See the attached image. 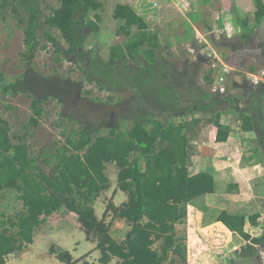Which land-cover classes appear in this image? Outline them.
Instances as JSON below:
<instances>
[{
	"label": "trees",
	"instance_id": "16d2710c",
	"mask_svg": "<svg viewBox=\"0 0 264 264\" xmlns=\"http://www.w3.org/2000/svg\"><path fill=\"white\" fill-rule=\"evenodd\" d=\"M56 2L52 7L47 0H0V24L12 20L21 31L20 58L25 65L30 66L37 52L50 44L55 63L67 59L81 73L73 79L30 67L10 82L0 73V198L2 191H14L22 203L19 214L7 218L0 214V264L32 244L34 230L63 207L77 216L86 237L96 238L101 264L112 259L118 264H174L171 256L186 263L190 250L176 238L175 225L187 216L189 203L214 192L210 173L189 172L192 143L203 136L210 143L227 142L231 127L221 123V107L230 103L241 129L254 133L255 148H263L264 82L247 86L244 73L233 74L232 89L244 93V109L239 110L238 99L228 92L217 95L198 85L200 61H172L170 43L162 44L158 32L126 4L112 11L115 36L123 40L109 46L103 59L84 48L99 31L101 2ZM246 3L254 28L247 10L244 18L236 19L241 29L237 40L223 39L230 52L226 65L239 70L254 29L264 23V0ZM258 52L264 59V47L258 46ZM212 75L209 69L204 76L210 89ZM84 84L95 86L107 98L90 96ZM114 95L122 96L114 99ZM7 97L29 100L26 119L13 105L4 104ZM49 101L59 106L54 127L61 129L63 142L36 139ZM107 164L117 168V187L127 195L126 202L108 207L128 226L121 240L112 238L109 224L98 220L92 207L109 187ZM258 218L259 214L247 219L225 211L217 217L216 222L241 241L231 264L262 252L264 236L245 231L246 223L256 225ZM51 254L61 264L77 263L68 252L52 248Z\"/></svg>",
	"mask_w": 264,
	"mask_h": 264
},
{
	"label": "rangeland",
	"instance_id": "374dc122",
	"mask_svg": "<svg viewBox=\"0 0 264 264\" xmlns=\"http://www.w3.org/2000/svg\"><path fill=\"white\" fill-rule=\"evenodd\" d=\"M102 4V11L98 14L100 22L98 23L99 31L91 35L84 48L91 50L94 55H99L106 59L109 46L121 43L123 38L115 36L117 22L112 18V11L118 4L131 6L149 25L151 30L158 32L162 44L170 43L171 60L180 63L181 60L200 61V70L196 75V81L199 86L210 92L212 87H208L204 82V76L209 69H213L212 77H218L217 71L222 70V65H226V60L230 58L229 50L223 46V39L235 42L241 34V29L236 25L237 18H244L245 12L249 7L248 0H99ZM52 7L57 6L56 0H47ZM246 9V10H245ZM46 13L48 11L46 10ZM249 24L254 28L251 13L248 15ZM210 28L208 30L206 27ZM58 39L59 35H55ZM251 43L247 45L245 51V64L243 71L231 67L232 74L226 75L221 85L224 92H214L217 95L225 94L238 99L236 107L239 110L244 109V93L240 90L232 89V78L236 72L244 73L247 86L264 82V59L260 58L259 48L264 47V23L254 29V35ZM62 42V41H61ZM249 47V49H248ZM23 51L22 34L15 26L12 20L5 25L0 24V73L3 74L6 81H13L28 70L30 67L37 72L48 75L58 73L62 76H69L73 79L81 77L80 71L67 59H62L60 63H55V53L50 44L46 48L37 52L33 63L25 65L20 58ZM242 56L238 55V62ZM227 66V65H226ZM229 67V66H228ZM230 68V67H229ZM252 69V70H250ZM213 86V85H212ZM256 86V85H254ZM84 90L89 92L90 96L100 99H106L108 94L99 92L95 86L84 84ZM222 95V96H223ZM122 96V95H120ZM119 95H114L117 99ZM125 96V95H123ZM4 104H11L16 109V114L21 119H26L28 114L29 100L18 97L11 99L7 97ZM233 105L228 103L221 107L224 115L221 117L222 124H228L233 130L234 142H241L243 151L252 154V160L264 157V147L255 148L254 133H247L241 129L239 120ZM45 113L41 120V125L36 139L39 142H63L60 135L61 129L54 127L58 119L59 106L54 101H49L44 105ZM260 115L264 122V102L260 109ZM9 117V113H5ZM206 136H203L199 142H193V152L189 160V171L191 174L198 173L200 170L209 169L211 161L201 153L200 148L209 149ZM223 151V150H222ZM221 150H219V154ZM222 156V155H220ZM237 156V155H236ZM239 156V155H238ZM237 156V157H238ZM249 156V155H248ZM234 158V161H236ZM218 161L226 162L227 158H219ZM253 175V184L247 188L250 200L247 209L250 216L259 214L260 218L256 220V225L246 223L245 231L251 236H264V165ZM117 169L114 165H108L106 175L109 180V187L102 192L93 202L94 214L98 220H103L110 226V235L116 240H121L128 226L120 219L114 218L112 211L108 207H118L125 199V195L119 191L116 182ZM250 189V190H249ZM208 206L215 208H225L224 201L216 197H208L205 200ZM227 208H235L237 205L229 204ZM22 212V203L18 200V194L14 191L4 190L0 198V214L5 218L13 217ZM247 217V219H248ZM46 223L39 226L34 234L33 243L27 246L21 252H16L6 259V264H61L53 254L55 251L68 252L76 264H101L99 250L96 249L97 240L90 236L86 237L80 228L78 218L74 213L69 212L64 207L57 213L46 219ZM198 218L190 217V222L177 226V234L186 239V234L193 236L188 240L187 246L190 247V253L186 258V263L177 262V264H228L234 258V250L241 244L240 239L224 229L221 226L209 227L206 230L194 229L191 222L196 224ZM198 225V224H196ZM192 228V230H191ZM217 229L220 231L216 232ZM188 235V236H189ZM219 240V241H218ZM195 247V248H193ZM187 248V247H186ZM205 254V258L202 257ZM212 257L209 258V256ZM202 258V259H200ZM108 264H118L116 259H112ZM169 264V263H164ZM237 264H264V244L262 252L249 260L237 261Z\"/></svg>",
	"mask_w": 264,
	"mask_h": 264
},
{
	"label": "crops",
	"instance_id": "0c3cea01",
	"mask_svg": "<svg viewBox=\"0 0 264 264\" xmlns=\"http://www.w3.org/2000/svg\"><path fill=\"white\" fill-rule=\"evenodd\" d=\"M249 133L251 134V132ZM208 148L209 149L200 148V151L202 150L201 153L205 156V158H207L209 162L211 161L210 163L211 166L209 169L200 170L199 172H208L212 175L214 179V192L211 195L202 196L196 199L195 201H193L192 203H189L187 205V216L182 222L177 223L175 225L176 238L181 240L184 243V245L187 248H189V250H190V247H188L186 244L187 238L188 240H190L193 238V236H190L189 233L186 234V239L183 236H179L177 234L176 227L182 224H185L187 221L190 222V217L192 215L198 218V221L196 222V224L198 225L191 222L194 229L198 228V229L206 230L209 227L218 226V225L221 226L222 224L219 222H216V219L220 215V213L223 211H225L228 214L241 215L247 218L250 214L248 213L247 209L245 210V205H243L244 203L242 202H246V205H248L247 203L250 200L249 198L250 196L248 195L249 191L247 192V188L251 187V185L253 184V179H254L253 175H256L255 174L256 172L260 174L259 169H261L262 166L264 165V157L259 159V161L256 159L252 160V154L250 155L249 153H247V151H243L242 143L234 142L232 128H231V133H230V136L227 142L219 143V144H209ZM219 150H221L220 155L222 156L218 155ZM236 155L237 156L239 155V156L237 157ZM222 157L227 158V161L219 162L218 159ZM236 157L237 159H235L236 161H234V158ZM108 165H113V164H107L106 168L108 167ZM116 182H117V174H116ZM121 193L122 195H125L124 197L125 200L122 202L124 203L127 201V195L123 192ZM208 197H214V198L216 197V199L224 201V203L226 204V207L225 208H215L213 206H208L205 203V200ZM229 204L237 205V207L239 208H237V210L235 208H227ZM46 221L47 220H45L44 223H46ZM221 227L224 230L226 229L223 225ZM37 228L34 230L33 239H34V234L36 233ZM218 231H220V229L216 230V232ZM210 257H212V255H210L208 259H210ZM202 258L206 259L205 254ZM171 259L174 260V264H177L178 261L180 262L179 258L176 256H171ZM233 259L234 258H232V260H230L228 264H231ZM166 262L169 263L168 261ZM205 263L210 264L206 262V260H205Z\"/></svg>",
	"mask_w": 264,
	"mask_h": 264
},
{
	"label": "built area",
	"instance_id": "2783aa9c",
	"mask_svg": "<svg viewBox=\"0 0 264 264\" xmlns=\"http://www.w3.org/2000/svg\"><path fill=\"white\" fill-rule=\"evenodd\" d=\"M216 66H213L212 69H214ZM232 72L231 68H229L226 65H222V70L217 71L218 77L214 79V84L212 86L213 92H224V89L221 88V85L223 84L226 75H229ZM257 84V83H256Z\"/></svg>",
	"mask_w": 264,
	"mask_h": 264
}]
</instances>
